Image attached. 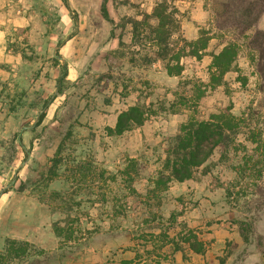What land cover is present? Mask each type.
<instances>
[{"label":"rangeland","instance_id":"rangeland-1","mask_svg":"<svg viewBox=\"0 0 264 264\" xmlns=\"http://www.w3.org/2000/svg\"><path fill=\"white\" fill-rule=\"evenodd\" d=\"M155 1L107 0L112 24L102 0H66L69 9L64 0H29L32 25L8 32L22 62L17 76L0 80V190L17 169L0 195V264H264V81L251 37L264 13L245 31L234 25L240 0H174L181 30L188 25L181 34L208 38L207 54L183 57L177 78L158 79L142 70L149 42L132 47L125 21L141 19ZM119 34L126 42L112 48ZM227 41L238 46L236 70L210 87L209 53ZM63 63L64 89L44 106ZM132 101L153 112L113 133ZM223 110L248 118L242 124L259 149L251 151L247 126L237 138L253 159L244 164L241 146L217 147L191 179L156 185L179 124ZM9 239L31 246L13 257Z\"/></svg>","mask_w":264,"mask_h":264},{"label":"trees","instance_id":"trees-1","mask_svg":"<svg viewBox=\"0 0 264 264\" xmlns=\"http://www.w3.org/2000/svg\"><path fill=\"white\" fill-rule=\"evenodd\" d=\"M245 5L239 6V13L235 17L236 26L243 25L246 31L255 27L256 22L264 13V0H240ZM66 7L69 5L64 0ZM107 0H102L100 12L103 18L110 23H114L110 17L107 6ZM261 3V4H259ZM259 4V5H257ZM236 13V12H235ZM77 22V17H72ZM126 23L131 26L132 43L148 44L152 48V56L160 59L164 63V68L168 75H179L183 70L181 59L186 56H192L200 59L206 53L208 38L199 35L195 39H187L181 32L180 11L175 5L174 0H156L151 7L150 12L142 13V18L126 17ZM218 25L217 28H223ZM142 32L144 34L142 35ZM177 34L175 38L174 35ZM110 36H114L113 30ZM253 50L256 57L255 67L264 81V29H255L252 33ZM119 46H123L121 34L118 36ZM143 40V41H142ZM237 48L235 41L224 42L218 52H210L211 62L210 87H216L224 83V74L231 70H236ZM150 58V57H149ZM150 60V59H149ZM67 76L66 63L62 64V72L56 79V90L53 96L47 98L43 105L46 106L57 94L62 93L64 89V80ZM153 112L148 106L141 103H135L119 112L115 125L111 131L115 134H121L135 126H139L146 119V116ZM45 116L42 110L37 117L36 125H39ZM248 118L235 116L230 110H223L209 114L205 119H196L191 117L182 121L173 136L164 147V159L162 170L156 180V185H163L170 181L182 182L191 179L198 167H200L213 153L215 148L221 147L226 150L231 144L241 146L244 149V164L253 159L254 153H248L246 146L238 142V135L243 132L242 128L248 127V135L245 138L254 146L251 151L259 149V142L256 139V133L249 125H243ZM244 126V127H243ZM61 145L56 150V155L52 158L50 172L55 174V168L61 161L57 156ZM262 175L261 172L258 174ZM57 235H61L62 228L55 226ZM6 253L13 257H20L26 253L27 247L31 246L28 241H17L9 239L6 242ZM188 245L195 252H201L199 243L188 242Z\"/></svg>","mask_w":264,"mask_h":264},{"label":"crops","instance_id":"crops-1","mask_svg":"<svg viewBox=\"0 0 264 264\" xmlns=\"http://www.w3.org/2000/svg\"><path fill=\"white\" fill-rule=\"evenodd\" d=\"M33 10L31 8V4L29 0H0V80H6L11 76L18 75L17 64H21L22 62L21 57L13 52L10 48H8L7 42V34L11 29L16 27H24V26H31L30 22L33 16ZM262 25L259 27L260 29H264V17H262ZM188 26V25H187ZM186 25L182 24V28H187ZM182 29V30H183ZM32 30V29H31ZM119 35H117L112 40V48L120 47L119 42ZM122 41L123 39L121 37ZM135 47V45H132ZM221 48V47H220ZM220 50V49H219ZM217 51H210V52H218ZM150 62H146L142 66V70L146 73L147 77L149 76H157L158 79L168 78L170 80L177 78L176 75H168L165 68L163 67V63L160 59L154 58L152 53H149ZM192 57V56H191ZM211 62V56H210ZM229 72V71H228ZM224 74V78L226 74ZM225 80V79H224ZM136 101V99L134 100ZM130 102L129 105H134L135 102ZM1 113V112H0ZM8 121V120H6ZM7 126L10 122H4Z\"/></svg>","mask_w":264,"mask_h":264},{"label":"water","instance_id":"water-1","mask_svg":"<svg viewBox=\"0 0 264 264\" xmlns=\"http://www.w3.org/2000/svg\"><path fill=\"white\" fill-rule=\"evenodd\" d=\"M35 122H36V119H35ZM31 127V126H30ZM24 128V127H23ZM22 128V129H23ZM22 129L20 130V132H19V134H18V141H20V136H21V132H22ZM24 163V161L21 163V164H23ZM16 172H17V169H15L14 170V177H13V179L3 188V189H1L0 190V195L3 193V190L5 189V188H8L10 185H12V184H14V182H15V174H16Z\"/></svg>","mask_w":264,"mask_h":264}]
</instances>
